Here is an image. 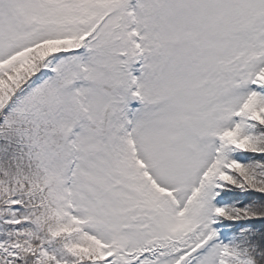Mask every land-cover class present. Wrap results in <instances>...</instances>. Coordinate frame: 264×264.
<instances>
[{
	"label": "snow or ice",
	"instance_id": "1",
	"mask_svg": "<svg viewBox=\"0 0 264 264\" xmlns=\"http://www.w3.org/2000/svg\"><path fill=\"white\" fill-rule=\"evenodd\" d=\"M0 264H264V0H0Z\"/></svg>",
	"mask_w": 264,
	"mask_h": 264
}]
</instances>
